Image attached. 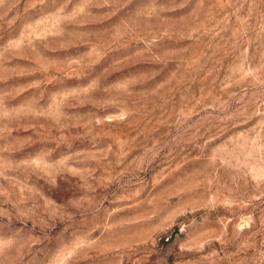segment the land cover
<instances>
[{
    "label": "rangeland",
    "instance_id": "obj_1",
    "mask_svg": "<svg viewBox=\"0 0 264 264\" xmlns=\"http://www.w3.org/2000/svg\"><path fill=\"white\" fill-rule=\"evenodd\" d=\"M0 264H264V0H0Z\"/></svg>",
    "mask_w": 264,
    "mask_h": 264
}]
</instances>
